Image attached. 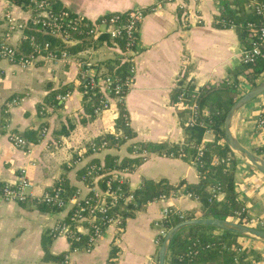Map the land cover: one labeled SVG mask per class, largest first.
<instances>
[{
    "label": "crops",
    "instance_id": "1",
    "mask_svg": "<svg viewBox=\"0 0 264 264\" xmlns=\"http://www.w3.org/2000/svg\"><path fill=\"white\" fill-rule=\"evenodd\" d=\"M225 1L235 8L234 0ZM58 2L89 20L135 8L144 11L133 82L122 107L133 137L117 148L95 154L88 149L101 136L123 132L117 126L121 111L117 103L112 102L99 115H91L85 109L89 99L80 87L84 64L94 71H103L107 64L121 59L119 46L103 40L92 48L72 52L74 57L69 61H38L26 68L0 60V264H158L159 248L154 239L162 206L199 218L201 205L195 198L179 192L165 204L148 203L125 218L120 233L115 226H109L90 251H70L65 237L50 234L52 225L66 217L70 206L59 211L45 210L32 199L37 200L63 179L74 191L79 190L80 198L84 197L89 190L81 180L83 169L93 158L103 165L107 154L118 156L119 160L136 156L128 148L133 141L183 143L186 133L181 113L187 108L174 99V90L183 85L197 90L203 85L218 86L227 79L232 81L247 44L241 42L233 28L214 25L221 6L214 0ZM7 17L16 24L13 29ZM29 18L30 12L25 8L0 0V39L17 46L25 36L24 29L17 25H25ZM263 80L264 73L255 82ZM237 82V92L241 94L252 87L246 76L238 75ZM63 87V91L53 93ZM65 93L68 96L59 100L58 95ZM263 109L264 92L239 107L229 125L235 140L254 154L255 148L264 146V127L258 125ZM8 132L23 136L28 141L27 148L11 143ZM211 139L212 134L205 132L203 142ZM236 156V198L247 207L251 217L262 220L264 228V172ZM22 168L31 182V198L25 202L5 201L2 185L16 181ZM198 176V167L192 162L154 153L144 157L133 171L123 174L131 191L138 189L144 179L196 182ZM222 197L220 193L217 199ZM82 232L86 234L85 230ZM237 240L249 264H264V240L250 236Z\"/></svg>",
    "mask_w": 264,
    "mask_h": 264
},
{
    "label": "built area",
    "instance_id": "2",
    "mask_svg": "<svg viewBox=\"0 0 264 264\" xmlns=\"http://www.w3.org/2000/svg\"><path fill=\"white\" fill-rule=\"evenodd\" d=\"M214 1L220 4V0ZM24 7L30 12L29 20L34 26L67 44L85 38L89 40V48H92L103 37H106L107 41L116 46H118V40H123L124 44L120 48V52L121 58L127 62L125 75L119 76L116 73L102 74V71H94L90 65L83 63L84 68L80 81L81 93L87 99L91 93L98 94L99 102L93 109L94 115H99L103 111L108 110L113 104L112 102H116L118 107L122 109L127 92L133 82L139 25L144 17V11L140 8H135L126 12L104 14L95 20H89L76 12L74 14L69 10H55L52 6V0H25ZM245 7L254 11L258 16L257 22L249 21L246 23L248 28V46L242 50L240 55V62L252 63L258 57L264 58V3L259 0H249ZM221 8L222 6H220L219 11ZM7 19L11 25L10 28L13 29L16 24L12 18L7 17ZM223 22L221 20V23ZM17 27L24 29L25 25L18 24ZM229 28H233V25H230ZM8 36L9 34H6V38ZM24 39L29 40L32 48L30 54L18 52L16 46L3 40L0 43V60H6L26 68L33 66L38 61H69L74 57L68 49L59 46L52 47L49 42H38L33 36L25 35ZM226 81L228 83L232 82L230 79ZM187 91L188 87L186 85L179 87L176 101L189 111L186 123L192 126L200 114L197 103L187 101ZM67 96L68 93L60 94L58 99L64 100ZM122 117L125 124L128 125L127 115L124 113ZM258 125L264 127V112L258 119ZM206 132H209V130H206ZM113 135L119 139H125V142L129 140L122 133ZM7 137L16 147L27 148L28 146V141L15 132H8ZM121 143L124 142H119L118 140L112 147L117 148ZM108 148H111L109 147V141L101 140L91 143L88 149L90 153L95 154ZM202 148V145L198 147L199 154L202 153ZM133 153L142 159L150 155L145 151L138 152L137 150L133 151ZM258 156L262 158L264 153ZM168 157H172V155ZM192 163L197 167L200 165V162ZM126 172V169L119 168L105 172L102 170L101 165L92 164L87 166L81 177V180L87 183L89 190V193L84 197H79V190H75L70 196H65L64 189L61 186L53 188L51 191L46 190L43 192L37 201L47 206L60 207V210L70 206L68 221L60 220L55 222L51 227L50 234L53 237H65L69 241L70 251H90L96 240L102 236L109 226H115L117 234L120 233L125 220V217L120 212H131L132 210L126 206L127 203L134 200L133 191L130 190L127 181L123 177ZM105 175L109 176V178L106 181V188L102 189L98 184V180ZM111 181H117L119 184L114 187ZM123 182H126L125 187L121 186ZM30 188L31 182L27 171L22 168L16 181L5 182L2 185L1 196L5 201L25 202L31 198ZM210 194L212 197L217 198L220 192L218 188L212 187L210 188ZM185 195L192 197L189 193ZM171 197L170 195L161 194L154 201H160L165 204ZM112 206L118 207L114 213H111ZM160 214V220L156 223L158 230L154 239L158 248L170 229L166 226L168 218L177 216L180 219H185L187 213L163 205ZM240 216H243L244 220L240 224L252 227H257L259 224L261 225L259 228H263L262 220L251 217L248 214L247 207L244 205L227 219L238 222ZM83 230L86 231L85 235L87 236L84 242L80 239V236L84 235ZM209 247L210 244H206L203 248L208 249ZM201 250V247H196L194 250H189L188 255L196 254ZM232 250L236 253L234 261L238 263V256L243 253V246L238 245L233 247Z\"/></svg>",
    "mask_w": 264,
    "mask_h": 264
},
{
    "label": "trees",
    "instance_id": "3",
    "mask_svg": "<svg viewBox=\"0 0 264 264\" xmlns=\"http://www.w3.org/2000/svg\"><path fill=\"white\" fill-rule=\"evenodd\" d=\"M9 1L14 5L25 8V0ZM248 1L249 0H234L235 8H231L225 0H220L222 8L214 21V25L219 28L233 25V29L237 33L238 38L241 42L246 43L247 46L248 28L246 23L249 21H258V16L255 12L246 9L245 6ZM259 1L264 3V0ZM52 6L55 10H69L75 14L74 11L61 7L58 0H52ZM221 20L224 22L221 23ZM24 34L27 36H33L38 42H49L52 47L59 46L61 48H66L71 51V53L76 52L81 48L89 47L90 45L89 40L85 38L67 44L61 39L42 31L39 27L34 26L30 20L26 21ZM106 39V37L99 39L98 44ZM1 42L2 40L0 39V43ZM117 43L118 46L122 48L124 44L123 40H118ZM16 48L18 52L23 54H30L32 52L29 40L27 39H23ZM126 69L127 62L121 58L116 60L112 65L107 64L104 67L102 74L116 73L119 76H123L126 74ZM263 73L264 58L258 57L252 63L240 62L239 66L234 70V79L231 83H228L225 80L218 86L203 85L195 91L192 88H188L186 99L188 102L191 101L197 103L200 115L194 124L189 126L186 123L189 111L185 110L181 113L186 133V138L183 143L171 144L166 141H133L128 144V148L131 151H145L148 154L154 153L164 156L172 155V157H179L186 162H200V165H198L199 176L196 182L179 180L176 183H171L165 179L158 181L144 179L142 185L133 191L134 200L127 203L126 207L132 211L120 212L125 218L130 217L133 211L145 208L148 203L157 199L161 194L174 196L179 192L182 194L189 193L193 198L200 202L201 209L199 211V218L227 219L233 216L234 212L242 208L243 204L237 200L234 189V174L238 157L232 153L225 143L224 121L233 103L242 95L241 92H237V76H246L253 87L256 85L255 80ZM63 90L64 87L55 90L53 93H56V91L61 92ZM177 94L178 89L173 92L174 99L177 98ZM88 99L89 103L86 105L85 109L92 115L95 105L99 102L98 94L91 93ZM205 112L207 113L205 114ZM124 113L125 111L121 109L117 126L122 129V134L126 139H131L133 137V132L124 122V118L122 117ZM206 130H209L212 134V139L204 143L203 137ZM101 140H108L109 147H112L118 140L119 142H125V139H119L114 135L101 136L99 141ZM200 145L203 146L201 154L198 152V147ZM254 152L257 155H263L264 146L255 148ZM262 158L264 159V156H262ZM141 161L142 158L137 155L133 157H124L119 160L118 156L107 154L104 158L103 165L101 166L102 170L105 172L115 168L126 169L128 172H131L139 166ZM92 164L100 165L99 161L94 158L91 160L89 166ZM85 171L86 168L83 169V172ZM108 178L109 176L105 175L98 180V184L102 189L106 188V181ZM111 183L114 187L119 184L117 181H111ZM68 184L67 179L59 180L48 190L51 191L53 188L61 186L64 189V195L70 196L74 192V188ZM121 186L125 187L126 182H123ZM212 187L218 188L219 192L223 194L221 199L211 196L208 189ZM32 200L38 204L40 209L53 211L60 210V207L47 206L35 199ZM117 209L118 207L112 206L111 213L116 212ZM194 217L195 214L187 213L185 219H191ZM68 218L69 212L62 221H68ZM185 219L172 216L168 218L166 226L167 228H171ZM238 222H244L243 216L239 217ZM216 230L219 229L205 225H191L182 228L171 240L165 264H249L243 253L238 256V263H235L234 261L236 253L232 248L240 245L237 239L241 235L220 230V233H214ZM80 239L84 242L86 241L87 236L81 235ZM206 244H210L208 249L203 248ZM196 247H201L202 250L198 251L196 254L188 255V251L194 250Z\"/></svg>",
    "mask_w": 264,
    "mask_h": 264
},
{
    "label": "water",
    "instance_id": "4",
    "mask_svg": "<svg viewBox=\"0 0 264 264\" xmlns=\"http://www.w3.org/2000/svg\"><path fill=\"white\" fill-rule=\"evenodd\" d=\"M264 92V80L251 87L247 92L243 93L237 100L233 103L229 109L225 121V143L232 151V153L244 158L245 160L254 164L258 169L264 172V159L254 154L253 152L242 147L235 138L231 135L229 131V125L233 113L241 106L247 102L255 99L258 95ZM191 225H205L212 226L221 231L232 232L241 236H250L258 239L264 240V228H257L252 226H247L234 222L228 219L219 218H191L179 222L175 226L171 227L167 234L165 235L158 251V264H165V259L168 253V249L174 235L187 226Z\"/></svg>",
    "mask_w": 264,
    "mask_h": 264
},
{
    "label": "rangeland",
    "instance_id": "5",
    "mask_svg": "<svg viewBox=\"0 0 264 264\" xmlns=\"http://www.w3.org/2000/svg\"><path fill=\"white\" fill-rule=\"evenodd\" d=\"M263 78V77H262ZM53 226V225H52Z\"/></svg>",
    "mask_w": 264,
    "mask_h": 264
}]
</instances>
